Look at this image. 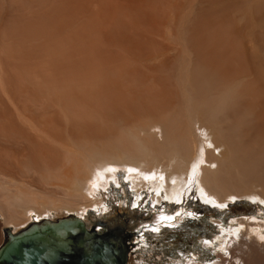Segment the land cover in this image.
<instances>
[{"label":"bare ground","instance_id":"bare-ground-1","mask_svg":"<svg viewBox=\"0 0 264 264\" xmlns=\"http://www.w3.org/2000/svg\"><path fill=\"white\" fill-rule=\"evenodd\" d=\"M240 1L253 13L255 0ZM184 3L0 0V242L4 228L56 214L88 230L91 208L133 247L148 231L178 223L148 213L140 222L155 223L141 226L136 215L128 238L131 216L120 220L106 200L117 170H128L135 205L140 191L155 205L190 190L212 207L236 197L264 203V37L229 23L228 0L202 19L185 16ZM181 7L182 29H161ZM173 47L181 59L176 52L174 67H164L159 56ZM229 221L228 228L215 221L216 233L199 240L219 251L206 264H264V221ZM130 251L125 264H143ZM167 264L198 263L186 256Z\"/></svg>","mask_w":264,"mask_h":264},{"label":"rangeland","instance_id":"rangeland-1","mask_svg":"<svg viewBox=\"0 0 264 264\" xmlns=\"http://www.w3.org/2000/svg\"><path fill=\"white\" fill-rule=\"evenodd\" d=\"M180 1H184V0H180ZM188 1L189 0H186L187 3L186 4L184 3L182 5V7H184L183 10L185 11L184 12L185 16H187L189 18L191 16H194L195 18H201V19H202V17H204L202 13H204V15L206 17L209 10L213 9L214 6L216 5L215 3L218 4V3L222 2V0L215 1V2H214V0H210L211 2H209V0H207V1H204V0L203 1L202 0H196V1L192 0L191 1L190 0L189 2ZM224 1H223V3H224ZM229 1L233 2L234 0H228V3H231ZM244 1H246V0H244ZM260 1H262V2H260ZM205 2H206V4H205ZM208 2L211 4V7L209 4H207ZM228 3L226 0V2L224 4H228ZM234 3H236L235 4L236 7H234V9H233L232 6ZM238 3L241 5V7ZM243 3L244 2L240 1V0H236V2L234 1L233 4L231 3L228 6L229 7L228 11L230 9V11L228 13L230 15V17L227 16V19L228 18H229V20L232 19L233 23L236 22L234 24V26L239 27V28L235 27L237 30L240 29V27H241V29H240L241 31H243L244 29L245 30H251L252 29L250 31V33H254V35L255 36L257 35V37L259 36V38L261 40V38L264 37V21H263L264 20L263 19V17H264L263 16V14H264V0H255V2H253L254 10L253 9L250 10L253 12L250 15L252 16L254 14L252 16L253 18H250L251 17L250 15L247 16V14H249V13H247V11H246L247 14H244L245 10H244V4ZM213 4H215V5L212 8ZM224 4L221 6L218 4L217 6L225 7V9H226L227 5L224 6ZM259 4H261L260 5L261 7H259L260 9H258ZM187 5H188V7H187ZM90 6H91V4H90ZM206 6L210 7V8L207 9ZM92 7H94L93 3H92ZM177 7H180V6H177ZM182 7L180 9L178 8V10L176 8H175V10L172 9L173 12H171V13L169 12V13H167L168 15L167 14L165 15L166 24H164V26H162L161 29L164 28L165 31L166 30H168V32L170 31L169 33L172 35L175 34L178 30L182 29L181 28L182 24H180V21H178V19L181 17V15H183ZM186 7H187V9H186ZM220 7H215V9L216 10H217V8L220 9ZM230 7H232V8H230ZM192 8L194 10H192ZM257 9L259 11L261 9H263V10H261L262 12L261 11L259 12V15H258V13H256V12H258ZM237 10L238 11L242 10V11L240 13V11L238 12ZM176 11H177V13H176ZM206 11H208V12H206ZM170 14L174 15V20H173V16L172 17L170 16V19H169ZM228 14L226 12L225 15H228ZM6 15H7V12H6ZM6 15H4V16H6ZM231 15H233V16H231ZM243 15L247 16V17H244ZM260 16L262 17V19H259V18H261ZM167 20H168L169 24H168ZM180 20H181V18H180ZM245 20H247V21H245ZM232 22L230 20L229 23L231 24ZM244 22H246V23L248 22V24H246ZM255 22H256V24H255ZM137 24L140 25V23H137ZM245 24L247 27L245 26ZM261 24H262V26H261ZM166 25H167V29H165ZM179 25H180V27H178ZM182 26H184V25H182ZM138 27L141 28V25ZM176 27H178L177 31H175ZM246 32H249V31H246ZM262 39L264 40V38H262ZM174 48L175 47L171 48L172 50L170 48L166 49L165 51H167V50L168 51L167 52L164 51L165 54L162 53V57L159 56V60H162L164 62V59H165V61H166L165 63H163L164 67H170V68L174 67V66H172V65H174L173 61H175L174 57L180 56V54L178 53V50H176L177 47L175 49ZM176 52L179 55L176 54ZM175 54H176V56H175ZM171 56L173 57V60H170V59H172ZM180 59L178 60V62L180 61ZM169 60H170V63L173 62V64L170 65L168 63ZM156 61L157 60L147 61L150 64L145 62L144 65L150 66V65H153V63H155ZM176 62H177V59H176ZM166 63H167V65H165ZM168 64H169V66H168ZM173 69H171V70L168 69V72L174 73V70L176 71V68L174 70ZM172 70H173V72H172ZM0 95H1L0 97H2L0 99H2L4 102L5 101L4 95L1 93H0ZM0 102H1V100H0ZM0 104H2V103H0ZM5 104L6 103H4L2 105H5ZM251 136L250 137L248 136L250 138V139L249 138L248 139L250 140V142H253L252 140L254 139V136H253V139ZM258 140H259V138H258ZM255 142H257V140ZM262 143L263 142H260L259 145ZM259 145L257 143V146H259ZM127 172H128L127 169L126 170H117L115 173L117 179H115V180L116 181L118 180V182L114 181V179L111 182L112 188L109 189L111 192H110V195H108L106 197L107 202L110 205H113L111 207L116 208V210L111 211V214H112V212H113V214L115 212H121V208L122 209L131 208L130 212L135 213V215L141 214L142 216L147 217L148 213H151V214L156 215V216L163 214V215H171L175 219L176 218L179 219L178 223L177 224L175 223L176 225L174 227H171L168 229H162L161 231L157 232L156 234L155 233L154 234L148 233L146 237L142 236L143 242L138 243L135 247H133L131 249L132 251H130L129 254L133 253V255L140 254L143 256V264H167L171 260V258L176 259L177 257L179 258V257H186V256H193L198 264H204V263L206 264L207 262L209 263V262H211L217 258V256H218L217 253L219 251L216 247H212V246H208L206 244H203L199 240L204 242L202 240V238H204V236H206V237L207 236H213L216 233L218 228L215 225L216 224L215 221L217 222V220H218V222H219L218 224L220 226L222 225L221 227H223V228H228V223L230 222L229 220H231L232 218H236V219L237 218H251V219L255 218V219H257V221H261V222L264 221V203H261L258 200H251V199L245 198V197H236V198H234L236 200L232 199V201H227V203L222 208L218 207V206L212 207V206H210L204 202H201L199 197H198L197 191H194V190L193 191L190 190L191 192L189 191L187 193L188 196H186V198H183L181 201H179L177 203L174 202L173 200L170 201L168 199L167 200L165 199V200H162L161 203H156L155 205H153L149 202L150 196H149L148 192L140 191L139 192V194H140L139 203L140 204L135 205V203H134L135 194L131 192V188L129 187V183L126 181L127 180L126 178L129 177ZM129 188H130V190H129ZM91 209H93V211H94L93 215L94 214L97 215L96 214L97 210H95L94 208H91ZM109 209H111V208L109 207L107 209V211H109ZM93 215H89L87 213V216H89L92 220L96 219L95 216L93 217ZM122 215L123 214H120V217H119L120 220H123V218H121ZM141 215H140V217L137 218V220H138L137 223H139L140 225H143L146 222L152 221L149 218H145L142 221L143 223H141L140 222L141 217H142ZM118 216H119V214H118ZM54 217H60V216L56 214L55 216L53 215L52 218H54ZM125 219H126V217H125ZM127 222L129 224L132 221L128 220ZM152 222H154V221H152ZM112 223H115V220H113ZM119 223H122V222L119 221ZM28 224H30V222ZM98 226H100V225L94 224V228H97ZM177 254H178V256H177ZM222 254H223L222 256H224V257L228 256L227 252H225V253L223 252Z\"/></svg>","mask_w":264,"mask_h":264},{"label":"water","instance_id":"water-1","mask_svg":"<svg viewBox=\"0 0 264 264\" xmlns=\"http://www.w3.org/2000/svg\"><path fill=\"white\" fill-rule=\"evenodd\" d=\"M87 213L92 214L91 210ZM120 214L126 218L131 216L132 222L127 223L126 232L127 237L132 238L137 232L133 222L137 216L127 208H121ZM94 224L103 227L100 233L95 231ZM133 246L134 241H124L117 230L107 229L101 219H94L86 230L79 218L67 215L33 222L15 232L4 228L0 264H125L126 255Z\"/></svg>","mask_w":264,"mask_h":264}]
</instances>
